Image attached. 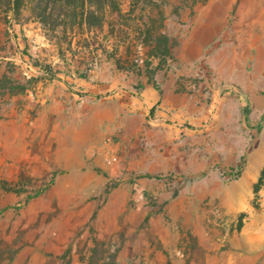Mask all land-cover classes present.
I'll use <instances>...</instances> for the list:
<instances>
[{
  "label": "rangeland",
  "instance_id": "1",
  "mask_svg": "<svg viewBox=\"0 0 264 264\" xmlns=\"http://www.w3.org/2000/svg\"><path fill=\"white\" fill-rule=\"evenodd\" d=\"M46 1L0 0V264H264V0H119L102 28L56 2L54 29ZM150 76L176 100L71 134Z\"/></svg>",
  "mask_w": 264,
  "mask_h": 264
},
{
  "label": "trees",
  "instance_id": "2",
  "mask_svg": "<svg viewBox=\"0 0 264 264\" xmlns=\"http://www.w3.org/2000/svg\"><path fill=\"white\" fill-rule=\"evenodd\" d=\"M56 2H60L64 8L72 7V12L70 15L71 26L86 25L88 28H102L108 13H117V15L121 14L119 0H47L44 6L40 7V5H38L40 10L37 14V17L44 26L51 25L53 29L59 26H66L68 23L64 17V15L67 16V14L64 13L63 10L60 11L58 15H53L52 9H54V3ZM20 7V0H8V11H12L14 14H17L20 10ZM145 39L146 42L152 46L150 54L153 56H164L170 51L171 46L169 45V37L166 34L161 35V37L151 39V34L149 31H147ZM153 41L155 42L154 45H152ZM155 87L158 89V85H155ZM248 113L249 106L245 105L243 108V115L245 121L247 122ZM263 120L264 114L261 122L255 126V130L257 132L259 131ZM243 166L244 159L240 160V162L235 167H228L226 172L231 177L237 178L240 176Z\"/></svg>",
  "mask_w": 264,
  "mask_h": 264
},
{
  "label": "crops",
  "instance_id": "3",
  "mask_svg": "<svg viewBox=\"0 0 264 264\" xmlns=\"http://www.w3.org/2000/svg\"><path fill=\"white\" fill-rule=\"evenodd\" d=\"M192 28H194V26ZM199 44V41L193 40L192 42V46L195 48L199 47ZM152 57L157 56L152 55ZM152 80L153 78L152 76H150L148 80L143 81V86H141L139 98H132L129 100V102L133 104L134 111L136 112L133 111L134 113L125 114V120L123 122L122 120H117L121 116V112L124 109V102L120 99H99L91 104H84L82 109H88V117L89 120H91L90 126H100L102 128L106 123H108L110 128H112L113 130L128 128V123L130 126L131 121H136V119L139 118L138 116H140L141 114L145 116L147 110L150 109L159 100H165L166 102L170 103L176 100V97L174 98V95L169 91H166V89H164L163 87L160 88V86H158L157 89ZM88 86H91L90 82L88 83ZM89 90L90 92H94V94H96L97 90H100V87H98L97 84H94V86L89 87Z\"/></svg>",
  "mask_w": 264,
  "mask_h": 264
},
{
  "label": "bare ground",
  "instance_id": "4",
  "mask_svg": "<svg viewBox=\"0 0 264 264\" xmlns=\"http://www.w3.org/2000/svg\"><path fill=\"white\" fill-rule=\"evenodd\" d=\"M93 113V112H92ZM91 120L87 121L85 124H83L82 126H73L70 130L71 134L73 135H77L80 134L82 132V130L84 129L85 126H88L91 122Z\"/></svg>",
  "mask_w": 264,
  "mask_h": 264
}]
</instances>
